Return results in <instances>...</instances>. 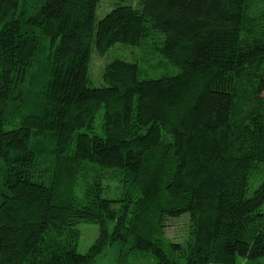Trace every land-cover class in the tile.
<instances>
[{"label": "trees", "instance_id": "1", "mask_svg": "<svg viewBox=\"0 0 264 264\" xmlns=\"http://www.w3.org/2000/svg\"><path fill=\"white\" fill-rule=\"evenodd\" d=\"M107 1L0 0V264H264V0Z\"/></svg>", "mask_w": 264, "mask_h": 264}, {"label": "rangeland", "instance_id": "2", "mask_svg": "<svg viewBox=\"0 0 264 264\" xmlns=\"http://www.w3.org/2000/svg\"><path fill=\"white\" fill-rule=\"evenodd\" d=\"M104 2H102V7H101V9H103L104 11L105 10H107L108 9V7H109V5H108V1L107 0H103ZM110 1V0H109ZM104 62V60L103 59H101V58H96L95 60H94V62H93V77L95 78L96 76H97V74H98V70H99V68L101 67V65H102V63ZM96 228V227H95ZM80 230H82V229H80ZM84 231H85V233H84V235H83V237H87V239L88 238H90V237H92L93 236V234H94V230L92 229V228H85L84 229ZM110 253H113V250L112 251H110V252H106L105 253V258H107V256L110 254ZM114 254V253H113ZM115 256H112L111 257V260H112V262L114 263V261L116 260H114V258L116 257V253L114 254ZM132 257V258H131ZM129 258H131L130 259V263H132V264H149L150 263V259H148V258H143V257H140V256H130ZM114 260V261H113ZM109 260H108V258L107 259H104V258H99L98 260H97V262L95 263V264H105L106 262H108ZM111 262V263H112Z\"/></svg>", "mask_w": 264, "mask_h": 264}]
</instances>
